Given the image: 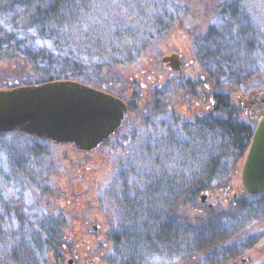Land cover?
<instances>
[{
  "label": "trees",
  "instance_id": "16d2710c",
  "mask_svg": "<svg viewBox=\"0 0 264 264\" xmlns=\"http://www.w3.org/2000/svg\"><path fill=\"white\" fill-rule=\"evenodd\" d=\"M220 1L204 31L195 37L194 49L198 52L199 61L206 65L203 68L204 80L163 85L150 93L152 95L143 110L152 111L162 107L161 98L154 96V92L162 95L163 103L176 92L183 93L180 99L189 103L200 92H205L206 88L200 91L199 87L206 84L214 95L221 98L222 105L216 106L215 111L224 112L225 116H214L210 112L193 119L179 120L174 117V108L168 103L165 111L173 121L163 125V136L157 139L155 145L144 148L150 155L153 149V157L148 156V162L140 167L136 163L128 166L103 191L104 196L112 200L118 211V223L112 228L113 235L110 238L115 264H139L138 260L142 258L140 255L143 256V252L155 249L154 243L150 241L152 237L166 239L172 236L194 238L220 235L215 232L217 230L214 226H205L207 228L200 230L190 226V230L185 231L184 225L176 224L171 231L161 225L162 220H167L162 211L170 208L175 222L185 221L178 209L184 204L195 203L199 193L209 188L221 159L232 157L237 161L243 155L252 132L251 126L239 121L236 116L233 117L236 107L230 105L228 94L234 92L236 86H257L258 81L264 85V0ZM91 2L0 0V53L3 51L7 60L14 59L19 68L28 67L23 72L21 81L17 77L13 79L15 85L59 79L93 84V76L98 75L102 68L96 63L91 64V61L84 63L78 49L84 48L83 55L90 53L97 58L113 55L110 53L117 47L153 41L164 27L162 21L166 15H162L159 7H155L151 1L141 0L134 5L139 23L136 26V36L129 25L124 27L126 22L133 24L135 21L122 14V11L114 10L110 4L105 3L100 7L105 11L102 10L103 14L98 15L91 8ZM137 8L142 13L139 14L140 21ZM10 25L33 33H25L21 38L16 28L12 40ZM81 39L84 42L79 43ZM18 52H22L23 56L20 57ZM92 67L96 69L95 72L91 70ZM122 84V89L117 91L127 100L129 111L137 113L138 94L132 93L127 97V87L125 83ZM100 86L105 88L104 85ZM134 122V117L127 118L123 128L130 127L128 124ZM129 132L127 131L128 136ZM6 135L0 134V137ZM34 151L36 150L31 142L23 152L33 158L36 155ZM8 152L5 167L9 168V173L3 174L0 170V176L6 180V176L10 179V150ZM46 154H49L48 151ZM161 159L167 162L166 169L159 163ZM29 180L34 181L32 173L29 174ZM46 180L51 181L49 175ZM65 191L72 192L70 189ZM246 202L239 203L237 215L233 211L221 212L216 213L215 217L208 216L205 220L240 223L241 220L246 221L247 216L254 214L257 218L263 214V205H257L256 202L250 206ZM13 213L14 218L18 217L17 211ZM10 220V203L1 202L0 264H20L23 255L32 256L43 246L59 245L66 236L65 221L61 218L52 220L47 216L48 222L44 219L37 220V227L25 231L23 236H29L28 244L16 243L10 247V235H14L13 230L10 232ZM20 220L18 218V222H22ZM159 239L160 245L162 242Z\"/></svg>",
  "mask_w": 264,
  "mask_h": 264
},
{
  "label": "rangeland",
  "instance_id": "374dc122",
  "mask_svg": "<svg viewBox=\"0 0 264 264\" xmlns=\"http://www.w3.org/2000/svg\"><path fill=\"white\" fill-rule=\"evenodd\" d=\"M91 1V4H93L91 8L96 10L98 15H102L105 11L102 9V12L100 8L102 4L108 3L112 9L122 11V14L135 21L133 24L126 22L124 27H126V24L129 25V29L136 36V33H138L136 26L139 23H137L134 5L140 3L141 0ZM148 1L154 3L155 7H159L162 15H166L162 21L164 27L158 33L159 36H156L153 41L149 42L148 40L144 44L117 47L113 50V53H110L113 55L100 56L99 58L102 60L92 57L90 53L83 55L84 48L82 45L79 46L83 50L78 49L82 53L84 63L91 61V64L96 63L102 68L98 75L93 76L95 80L93 84H85L118 95L124 102L127 100L123 99L117 91L122 89V83H125L127 87V97L131 96L132 93L138 94L136 100L137 113H131L127 109L126 117H134L135 119L134 123L128 124L130 127L125 126L123 130H120L127 119L125 118L116 132L91 152L19 132H10L6 136L0 137V170L3 174L9 173V168L5 167V157H7L6 152L10 150V179H8V176H6L7 180L0 176V204L1 202L10 203V232L13 230L14 233V235H10V247L16 243L28 244L29 236H23L25 231L28 232L31 227H37V220H46L47 216L52 220L61 218L66 225L64 229L66 236L59 245L43 246L32 256L23 255V259H21L23 264H69L70 259L73 261L72 264H115L116 259L115 254L113 255L110 238L113 235L112 228L118 223V211L112 204V200L104 196L103 191L114 177L119 173H124L128 166L136 163L140 167L148 162L146 161L148 156L153 157V149L150 155V153L144 151V148L155 145L158 142L157 139L163 136L164 126L173 121L170 114L165 111L168 103L174 108V117L179 120L193 119L197 115L210 112L214 116H225L224 112L215 111V107L201 113L197 106L193 104L195 98L193 97L191 102L185 103L180 99L183 95L180 92L173 94L172 98L165 103H163L162 95H157L154 92V96L161 98L162 107L152 111L149 109L143 110L145 103L152 95L150 93L159 90L163 85H173L180 81L204 80L203 68L206 65L199 61L198 52L194 49L195 37L204 31L209 18L214 10L218 9L221 2L220 0ZM140 12V9L137 8L138 21L141 20L139 14L142 13ZM15 30L20 33L18 35L21 38L25 33H33L31 30L24 32L23 28L10 25L12 40H14L12 35L14 36ZM82 42H84L83 39L79 41V43ZM2 53L3 51L0 53V89L11 88L15 85L13 79L17 77L21 81L23 72L28 67L26 69L19 68L14 59L7 60ZM18 53L20 57L23 56L22 52ZM171 53L180 55L182 64L180 68L172 69L169 65L160 61L161 57ZM91 70L96 71L93 67ZM142 70L146 71V74H153L154 80L148 81L146 74H141ZM136 77L138 81L143 82V86L139 82L134 86L131 85L132 79L135 80ZM262 79L264 80V77ZM233 80L234 78L231 82ZM258 82H256V84H259L257 86H236L235 91L228 94L230 105L236 107L232 109L236 112L239 109L233 115L239 121L253 124L247 115L251 105L246 102V108H244L236 100V96L246 97L248 98L247 101L259 98V95L249 96L252 90L260 88L264 90V85ZM20 85L26 84L21 82L15 86ZM100 85H104L105 88L103 89ZM204 88L205 84L202 88L199 87L200 91ZM207 92L210 93L211 89ZM127 131H130L129 136ZM31 142H33L36 150L34 152H36V155L39 154L40 157L35 155L32 158L26 152H23L24 148H27ZM46 151H48V155H45ZM245 155L246 152L237 161H234L232 157L221 159L220 165L216 167L214 177L211 178L212 181L210 180L209 188L199 193L195 203L184 204L178 209L179 215L184 217L186 222H190V226L200 230V228H207L205 227L207 225H204L203 222L217 223V225H209L216 228V233L222 232L220 235L238 236L240 238L248 237L249 234L256 236L257 233L263 231L264 219L261 217L256 218L254 216L255 218H252V216H247L246 221L241 220L238 223L239 226L237 223L236 226L232 225L230 221L226 220H205L208 216L215 217L216 213L234 212L230 203L217 202L212 208H208V205L211 206L214 202L213 199L217 194L222 193V189L227 184L241 185V169ZM159 163L163 165V169L168 166L164 159H161ZM24 164L26 165L24 166ZM30 173L34 177L33 182H29ZM48 175L51 181L46 180ZM65 189H70L72 192L67 193ZM208 190L214 194L210 200L207 198ZM231 190H234L233 187ZM205 193H207L205 200L202 201L201 195ZM171 209L162 211V213L167 216ZM16 211L18 217L14 218L13 212ZM197 217L201 219L197 220ZM18 218L22 222H18ZM231 241L233 242V239ZM257 242L251 244L255 252H258V246L262 243V240L260 239ZM249 250L239 253L238 257H241L243 253L246 254H243L246 257ZM198 251L200 252V250ZM199 252H192V254H189L190 257L183 253L184 258L181 255L165 257L152 252V250H146L145 253L143 252V256L140 255L142 258L138 262L139 264H206L205 257H202V253ZM205 256H209V251L206 252ZM11 258L12 255H10ZM238 260L240 261V258ZM257 262L260 261L256 260L255 264Z\"/></svg>",
  "mask_w": 264,
  "mask_h": 264
},
{
  "label": "water",
  "instance_id": "95a60500",
  "mask_svg": "<svg viewBox=\"0 0 264 264\" xmlns=\"http://www.w3.org/2000/svg\"><path fill=\"white\" fill-rule=\"evenodd\" d=\"M160 61L181 67L180 55ZM264 97L262 88L249 96ZM127 116L120 96L85 83L59 79L0 89V133L20 132L57 144L91 152L122 125ZM242 188L250 194L264 191V114L258 118L241 169ZM206 194L201 195L204 201ZM72 259L69 264H72Z\"/></svg>",
  "mask_w": 264,
  "mask_h": 264
},
{
  "label": "flooded vegetation",
  "instance_id": "af4514ba",
  "mask_svg": "<svg viewBox=\"0 0 264 264\" xmlns=\"http://www.w3.org/2000/svg\"><path fill=\"white\" fill-rule=\"evenodd\" d=\"M152 73V72H151ZM141 74H146V71L142 70ZM146 79L148 81H153L154 76L153 74L147 73ZM203 79V78H202ZM139 82L141 86H143V82L138 81L137 77L135 80L132 79L131 85H136V83ZM9 88V87H6ZM205 92H200L199 96L195 98L193 104L197 106L198 110L201 113H204L205 111L211 110L213 107L219 106L221 103V98L219 96L214 95L213 93H208L207 91L210 89V87L206 86L205 84ZM248 96V95H247ZM240 95L236 96V100L241 103V105L246 108L245 104L246 102H249L251 105V108L248 110L247 115L249 119L252 120L253 124L246 123L247 125L251 126L252 132L248 140V144L246 146L247 148L250 144V141L252 139V134L254 131V128L256 126V123L258 121V118L261 117L264 114V97L259 96L257 99L248 100V98H243ZM127 109H128V103L125 102ZM248 106V105H247ZM127 118V117H126ZM126 121V120H125ZM123 128V126H122ZM0 134H9V133H0ZM245 151V152H246ZM244 152V153H245ZM233 187L234 190H231ZM212 191L208 190V200L213 198ZM213 203L211 206L208 205V208H212L214 204H217V202L228 204L230 203L234 213L237 215L239 212L238 205L239 203H243L247 201V205L253 204L257 202V205H263L261 203H264V191L258 194H250L246 192L242 186L239 184V186H233L232 183H229L225 186V188L222 189V193L217 194L215 199H213ZM259 203V204H258ZM206 204V203H204ZM229 204V205H230ZM264 210V209H263ZM170 211V210H169ZM252 218H255L256 216L253 214L251 215ZM255 216V217H254ZM167 220H162V227L168 228L169 230H173L174 226L176 224H182L185 226L186 230H190V222H175L174 220V213L171 209V212L166 216ZM261 217L264 219V211L263 214L258 216V218ZM197 223V222H196ZM228 223V222H225ZM238 222H231L230 224L236 225ZM204 225H217V223H210V222H203ZM224 224V223H223ZM220 225V224H219ZM263 232V234H262ZM260 233H257L256 236L248 235L240 238V237H230L226 235H218V236H211V237H168V238H160L159 237H152L150 238V241L154 243L155 249L152 250V252H155L156 254L164 255L165 257H171V256H182L185 258V255L187 257H190L189 254H192V252L196 251L200 254L202 253V257H205L206 264H250L257 261V264H264V229ZM220 234L222 232H219ZM263 236V238H262ZM158 239L162 242L160 245L158 244ZM233 239V242L231 241ZM262 240V243L258 246V252H255V249L251 246L252 243L256 244L257 241ZM256 241V242H255ZM213 249V250H212ZM250 249L247 256L245 257L242 254L241 257L239 256V253ZM212 250V251H211ZM192 251V252H191ZM209 251V256H205L206 252ZM183 253H186L185 255ZM196 254V253H195ZM211 254V255H210ZM172 257V258H173ZM240 258V261L238 260Z\"/></svg>",
  "mask_w": 264,
  "mask_h": 264
}]
</instances>
